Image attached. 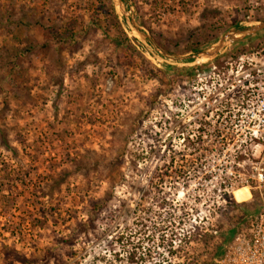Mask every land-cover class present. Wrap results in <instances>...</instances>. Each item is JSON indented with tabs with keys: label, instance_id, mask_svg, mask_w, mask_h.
<instances>
[{
	"label": "rangeland",
	"instance_id": "rangeland-1",
	"mask_svg": "<svg viewBox=\"0 0 264 264\" xmlns=\"http://www.w3.org/2000/svg\"><path fill=\"white\" fill-rule=\"evenodd\" d=\"M123 5L0 0V264H214L264 205V30L191 59L264 0Z\"/></svg>",
	"mask_w": 264,
	"mask_h": 264
},
{
	"label": "built area",
	"instance_id": "built-area-1",
	"mask_svg": "<svg viewBox=\"0 0 264 264\" xmlns=\"http://www.w3.org/2000/svg\"><path fill=\"white\" fill-rule=\"evenodd\" d=\"M216 264H264V205L248 227L225 245Z\"/></svg>",
	"mask_w": 264,
	"mask_h": 264
},
{
	"label": "water",
	"instance_id": "water-1",
	"mask_svg": "<svg viewBox=\"0 0 264 264\" xmlns=\"http://www.w3.org/2000/svg\"><path fill=\"white\" fill-rule=\"evenodd\" d=\"M114 5L119 8L121 13L125 12L124 2L125 0H112ZM129 25L134 32V35L145 45L149 47V50L152 52H157L159 55L163 57H169L170 55L160 51L156 48V46L152 43L150 36L146 33L141 26H139L133 16L130 17ZM264 30V21L254 24L253 26H249L246 28H233L227 31L223 37H221L216 44H214L210 49H206L198 52L196 55L192 56L191 59H212L214 58L221 50H223L227 45L243 40L249 36L256 34L259 31ZM175 60H181V57L175 56Z\"/></svg>",
	"mask_w": 264,
	"mask_h": 264
},
{
	"label": "trees",
	"instance_id": "trees-1",
	"mask_svg": "<svg viewBox=\"0 0 264 264\" xmlns=\"http://www.w3.org/2000/svg\"><path fill=\"white\" fill-rule=\"evenodd\" d=\"M204 15L206 17L207 16L209 17L210 16L209 11H206ZM232 24H233L232 26L239 27L237 21H234V23H232ZM53 37L56 40L59 39V38H61V37H58L57 34L53 35ZM253 37H247V39H251ZM215 39H213V40L215 41ZM237 42L241 43L242 41H237ZM194 50H197L198 51L197 48L196 49L194 48ZM190 61H192V60H190ZM188 70H190V73H191V71L193 69L188 68ZM93 158L94 159H90L89 158V161L84 162L82 165H80L81 167H79V169L80 170H89V168H91V166H93L92 168L97 173L98 178H100V177L101 178L107 177L109 180L113 181L112 184H111V187H113L114 186V182H115L114 181V174L115 173H118L116 167L122 164V157L121 156H117L114 159H111L110 160V163H108V164L99 162V158L98 157H96V158L93 157ZM113 162H115V163L113 164ZM102 165L105 166L106 168H103L102 169L101 168ZM104 200L105 199H103V201ZM261 209H262V206H256L252 211H249V212L244 213L243 216L240 218L239 223H243L244 221L253 218L258 213H260ZM237 230H238V228H237V226H235V227L227 230L224 234H222V236H223V242H222L221 245H218L217 246V250L214 253V260H215L214 261V264H216V261L219 260V258L223 255L225 245H227L232 240V238L237 233ZM47 257H49L48 254L45 255L44 261L46 260ZM22 260L23 259H20V261H22ZM23 264H36V263L33 262V261H27V260L24 259Z\"/></svg>",
	"mask_w": 264,
	"mask_h": 264
}]
</instances>
